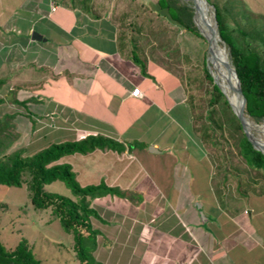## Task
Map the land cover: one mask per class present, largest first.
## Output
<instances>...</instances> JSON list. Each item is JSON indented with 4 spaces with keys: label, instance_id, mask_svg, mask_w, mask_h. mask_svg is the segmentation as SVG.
<instances>
[{
    "label": "crops",
    "instance_id": "obj_1",
    "mask_svg": "<svg viewBox=\"0 0 264 264\" xmlns=\"http://www.w3.org/2000/svg\"><path fill=\"white\" fill-rule=\"evenodd\" d=\"M124 1L20 0L0 8V89L15 94L21 116H54L57 128L44 129L42 139L99 133L123 145L99 149L141 159V178L124 187L138 192L131 210L122 197L92 199L114 226L97 228L92 253L102 264H264V192L232 184L234 173L215 166L210 148L218 140L196 128L186 80L142 53L141 13L136 25ZM131 47L145 57V73Z\"/></svg>",
    "mask_w": 264,
    "mask_h": 264
},
{
    "label": "rangeland",
    "instance_id": "obj_2",
    "mask_svg": "<svg viewBox=\"0 0 264 264\" xmlns=\"http://www.w3.org/2000/svg\"><path fill=\"white\" fill-rule=\"evenodd\" d=\"M18 1L20 0H0V8H13ZM155 1L156 0L124 1V5L129 9L128 15H133L131 18L137 17L138 19V16L135 14L139 11L141 13L140 18L142 20L139 24H143V31L140 32L141 41L144 44L142 53L146 52L156 58H160L166 66L172 68V70L181 77L180 79L186 80L184 90L186 91V89H188V101L193 108L194 118L196 120H198L196 117L201 116V120H206L207 122V120H209L207 118V113H209L211 108H215L218 113L220 112L219 114L224 117H229L228 120H230L228 109L222 103L221 99L215 104H209L207 102L210 94V84L204 72V68L207 70L205 61L207 42L205 38L201 34L202 37L172 23L161 10H155L153 6ZM178 1L192 6L191 0ZM210 1L227 13V21L230 25H236L245 30L250 27L261 28L264 26V0ZM211 10L212 7L209 5L206 11L209 18H211ZM134 18L133 21L137 25V19L135 18L136 20H134ZM196 29L198 30L197 27ZM218 43L223 49L222 54L220 53L221 59L228 60L227 44L219 41ZM159 52H161V55H159ZM210 61L212 62V64H208L210 69L213 70L215 75L220 76V73L214 68L216 67V61L212 58H210ZM219 83L222 85L221 81H219ZM2 91L3 90L0 89V98L3 101L0 104V115L3 113H12V116L9 118L6 117L5 120L7 125L8 122L11 123L8 132L12 139L9 141V145L4 152L9 153L15 149H19L22 155H29L50 141L57 139L54 135L46 136V138L42 139L44 129L57 128V121L53 120L54 116H52V120H50V118H48L50 114L43 115L42 112L34 111L39 114V116H37L39 118L34 119L30 113L31 118L34 119L32 123L33 127L30 128L29 125L31 121L28 117L21 116L25 111L23 107L14 104L10 100L13 96L15 97V94L13 95L11 90L8 89ZM10 92L12 94H10ZM28 98H31V96ZM33 106H36V104ZM13 110H17V113L13 114ZM211 115L217 116V113ZM260 125L264 132V123H260ZM68 130H73L74 132L75 129L72 128ZM255 130L261 133L258 129L255 128ZM214 132L212 139L218 140V142L213 141L216 143L215 145L212 144L213 146L210 149L214 150L212 152L215 156V166L226 167L234 173L232 180H230L232 176H228L232 184L236 183V185H239L242 183L244 186L243 183L245 182L244 180H246L249 183L255 184L254 188L257 189V191L264 192L263 179H261V177L254 179L251 172L243 166V163L239 161L236 162L229 155L228 148L230 147L229 144L225 143V138H227L226 133L224 132L223 135H219L217 130H214ZM254 135L257 137L256 141L258 142L260 138L256 133H254ZM72 136H75V134ZM67 137L70 138L68 135ZM258 143L263 144L262 141ZM132 145L133 142L131 141L130 146ZM223 152L225 155L224 157L222 156ZM140 160L139 156L126 158V155H122L115 151L109 152L106 151V149L95 148L92 153L80 154L74 152L63 155L56 160V162H68L74 172L75 179L80 185L89 183L97 184L102 178L103 181L105 180L104 182L107 186L117 188L122 195H116L114 193L107 194L122 197V200L125 199L127 205H130L131 210L132 207L137 204L138 192L125 189V185L126 182L132 185L141 178L144 167ZM108 165H110L111 168H109ZM27 177V174L23 175L25 180ZM42 188L48 192H56L73 199L76 198V196L70 192L67 185L59 179L44 183ZM121 201H118L117 205L120 204L122 206L123 202L121 203ZM99 203L100 201L98 200L92 202L91 199L90 201V205L93 208L96 207V204L99 205ZM101 205L109 207L111 202L109 203L108 200H105ZM112 206L115 209L116 206L113 203ZM121 206L120 208L124 207L127 210L129 209L126 206ZM99 210L101 213H97L103 215V220L90 217L93 227L101 231L113 229L114 226L110 223L111 221L106 219L107 215L105 212L107 211L104 212V210H107V207L104 209L99 208ZM20 240H25L33 255L40 260L41 264H77V260L71 249V234L61 227L58 219L52 214L49 207L37 208L31 204L26 182H22L19 186L0 184V242L7 248H13Z\"/></svg>",
    "mask_w": 264,
    "mask_h": 264
},
{
    "label": "trees",
    "instance_id": "obj_3",
    "mask_svg": "<svg viewBox=\"0 0 264 264\" xmlns=\"http://www.w3.org/2000/svg\"><path fill=\"white\" fill-rule=\"evenodd\" d=\"M207 1L214 6L218 34L228 46L230 57L228 61L230 60L234 67L244 97L243 111L255 122L264 123V26L250 27L245 30L236 25H230L227 21V13L215 3ZM153 6L157 11L161 10L172 23L200 35L192 21L193 9L190 5L178 0H156ZM196 23L199 27L197 20ZM132 39L130 35L128 40L131 42ZM131 44L134 46L133 42ZM130 50V59L138 65L141 73H145V57L134 51L133 47ZM204 72L210 84L207 102L215 104L221 99L228 109L230 120H228L229 117L219 114L220 112L218 113L215 108H211L207 113L209 119L207 122L201 120V116L196 117L198 120H195L199 121L196 128L200 131V135L209 134L210 137L214 136V130H217L219 135L225 132L227 136L225 143L229 144L228 152L231 158L243 163L254 179L261 177L264 182V154L251 146L242 132L237 117L231 111L222 92L212 81L206 68ZM14 102L25 107L24 100L15 99ZM216 113L217 116L211 115ZM27 115L33 123L34 119L31 118L29 111ZM10 116L12 113H3L0 116V184L19 186L22 182H26L31 204L37 208L49 207L61 227L71 234V249L77 264H102L92 253L99 230L92 226L90 217L99 220L103 218L90 205V201L94 197L107 193L122 194L117 188L107 186L102 179L97 184L80 185L75 179L70 164L56 162V160L66 154L86 153L94 148L107 147L121 151L123 145L109 136L88 133L79 139L50 141L29 155H22L19 149L6 153L4 150L8 147L12 137L8 132L11 123L8 122L7 125L5 120ZM133 145H139V143L133 141ZM222 156H225L224 152ZM24 174L28 175L26 180L23 178ZM55 179L62 180L76 198L48 192L42 188L44 183ZM244 181L245 187L251 186L249 182ZM0 264L41 263L33 255L25 240H20L13 248H7L0 242Z\"/></svg>",
    "mask_w": 264,
    "mask_h": 264
},
{
    "label": "water",
    "instance_id": "obj_4",
    "mask_svg": "<svg viewBox=\"0 0 264 264\" xmlns=\"http://www.w3.org/2000/svg\"><path fill=\"white\" fill-rule=\"evenodd\" d=\"M199 1L201 3L202 10L198 7V4L196 3V1L192 0V6H191L192 9H193L192 21H193L194 25L198 28V32L201 35H203V37L205 38V40L207 42V46H206V49H205V61H206L207 71L210 74V76L212 78V81L216 84V86L222 92L223 96L226 98L231 111L237 117V120H238V122H239V124L241 126L242 132L244 133L246 139L249 141V143L251 144V146L254 149H256V150H258V151H260L261 153L264 154V145L263 144H259L256 141H254V136L244 126V118H245V116H248V115L246 113H244V111H243L244 97L242 95V92H241V89H240V85H239V81H238V78L236 76V72L234 70V67H233L231 61L230 60L228 61V60L221 59V60H219V63H220V66H221V68L223 70V73L225 75V80L227 82V85H226L227 86V91L233 93L234 97L237 100V105L236 106H234V104L231 102L229 97L226 95V90H224L221 87L218 79L215 76H213V74L211 73L210 66H208V64H209L208 58H209L210 52H211V48H210L211 47V44H210L211 43V37H208V35L206 33V30L209 31V34H212L213 32L215 33V35L217 37V40L214 39L213 44L216 47H218V45H219L218 41L219 42H224V41L220 38V36L218 34V31H217V21H216V18H215L214 6L211 3H209L207 0H199ZM209 5L212 7V10H211L210 22L208 23V22L205 21L204 14L207 15L206 11L208 10V6ZM196 11H198L200 13L201 20L203 21L205 27L207 28L206 30L205 29L201 30L198 27V25L196 23V18H195ZM227 54L229 55V50H228ZM231 78L234 79L235 86L230 81Z\"/></svg>",
    "mask_w": 264,
    "mask_h": 264
},
{
    "label": "bare ground",
    "instance_id": "obj_5",
    "mask_svg": "<svg viewBox=\"0 0 264 264\" xmlns=\"http://www.w3.org/2000/svg\"><path fill=\"white\" fill-rule=\"evenodd\" d=\"M192 1V0H191ZM194 1V0H193ZM196 1V3L198 4V7L202 10V6H201V3H200V1L199 0H195ZM199 11V10H198ZM198 11H196V20H197V22H198V24H199V28L201 29V30H206L207 28L205 27V25H204V23L201 21V17H200V13L198 12ZM204 18H205V21L206 22H210V18H209V16H207V15H205L204 14ZM206 33H207V35H208V37H211V52H210V56H209V58H208V61H209V64H212V62L210 61V58H212V59H214L215 61H216V67H214L215 69H216V71L218 72V73H220V76H218V75H215L214 74V72H213V70L211 69V73L213 74V76H215L219 81H221V83H222V85H221V87L224 89V90H226V95L229 97V99L231 100V102L234 104V106H236L237 105V100H236V98L234 97V95H233V93H231V92H228L227 91V82H226V80H225V75H224V73H223V70H222V68H221V66H220V63H219V60H221V56H220V53L222 54V52H223V49L221 48V46L220 45H218V47H216L214 44H213V41H214V39H216L217 40V37H216V35H215V33L213 32L212 34H209V31H207L206 30ZM212 35V36H211ZM230 81L232 82V84H234V86H235V81H234V79L233 78H231L230 79ZM244 126L247 128V130L250 132V133H252V135L254 136V141H256V138L257 137H255V135H254V133H256L257 135H258V137L260 138V140L258 141V142H263V145H264V132L262 131V128H261V125H260V122H255L254 120H252L249 116H245V118H244ZM255 128L256 129H258V131L259 132H261V133H258L256 130H255ZM257 142V141H256ZM257 142V143H258Z\"/></svg>",
    "mask_w": 264,
    "mask_h": 264
},
{
    "label": "built area",
    "instance_id": "obj_6",
    "mask_svg": "<svg viewBox=\"0 0 264 264\" xmlns=\"http://www.w3.org/2000/svg\"><path fill=\"white\" fill-rule=\"evenodd\" d=\"M50 8H51V9H54L55 6L52 5ZM130 94H131V95H139L140 92L138 91V88H132V89L130 90Z\"/></svg>",
    "mask_w": 264,
    "mask_h": 264
}]
</instances>
